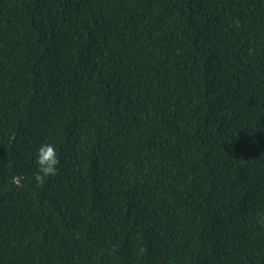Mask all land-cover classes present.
Returning <instances> with one entry per match:
<instances>
[{
  "label": "trees",
  "instance_id": "trees-1",
  "mask_svg": "<svg viewBox=\"0 0 264 264\" xmlns=\"http://www.w3.org/2000/svg\"><path fill=\"white\" fill-rule=\"evenodd\" d=\"M0 264H264V0H0Z\"/></svg>",
  "mask_w": 264,
  "mask_h": 264
},
{
  "label": "clouds",
  "instance_id": "clouds-1",
  "mask_svg": "<svg viewBox=\"0 0 264 264\" xmlns=\"http://www.w3.org/2000/svg\"><path fill=\"white\" fill-rule=\"evenodd\" d=\"M36 163L39 170L35 179L38 185L43 186L49 177L55 176L58 172L57 166L60 160L55 146L48 143L43 144L38 151Z\"/></svg>",
  "mask_w": 264,
  "mask_h": 264
}]
</instances>
